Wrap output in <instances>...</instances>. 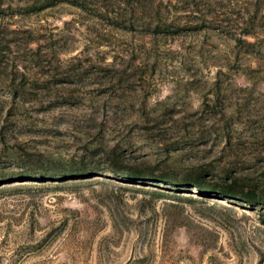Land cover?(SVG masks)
Wrapping results in <instances>:
<instances>
[{"label":"rangeland","instance_id":"obj_1","mask_svg":"<svg viewBox=\"0 0 264 264\" xmlns=\"http://www.w3.org/2000/svg\"><path fill=\"white\" fill-rule=\"evenodd\" d=\"M228 177L264 193V0H0V264H264Z\"/></svg>","mask_w":264,"mask_h":264},{"label":"trees","instance_id":"obj_2","mask_svg":"<svg viewBox=\"0 0 264 264\" xmlns=\"http://www.w3.org/2000/svg\"><path fill=\"white\" fill-rule=\"evenodd\" d=\"M136 168H129L128 170H125L126 176L131 179H144V180H150V181H157V182H166L170 184H178V185H191L195 187L198 190L204 189L208 187L209 185H205L204 182L206 180L205 176H203L202 173H194V174H187L185 178H183L180 181L175 180V178H172L168 176V174H158L155 175L150 173L147 175H141V172H136L138 170H135ZM153 170V169H152ZM112 172L118 173L122 170L120 169H111ZM221 184H218V181L215 182V185L213 186L214 189L213 192H218L222 195H225L227 197L242 201L244 203L248 204H255V205H262L264 204V193L261 191L259 192V188L257 185H246V184H240L236 181V179L228 177L224 178L220 181ZM210 183V182H208ZM221 185V188H217ZM217 186V187H216Z\"/></svg>","mask_w":264,"mask_h":264}]
</instances>
